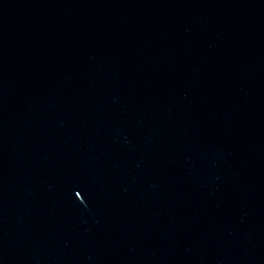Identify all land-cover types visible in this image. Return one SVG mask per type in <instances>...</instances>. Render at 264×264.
Segmentation results:
<instances>
[{"label":"water","instance_id":"95a60500","mask_svg":"<svg viewBox=\"0 0 264 264\" xmlns=\"http://www.w3.org/2000/svg\"><path fill=\"white\" fill-rule=\"evenodd\" d=\"M0 264H264V0H0Z\"/></svg>","mask_w":264,"mask_h":264}]
</instances>
